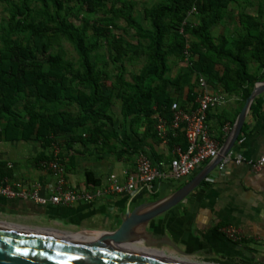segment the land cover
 Listing matches in <instances>:
<instances>
[{
  "label": "trees",
  "instance_id": "1",
  "mask_svg": "<svg viewBox=\"0 0 264 264\" xmlns=\"http://www.w3.org/2000/svg\"><path fill=\"white\" fill-rule=\"evenodd\" d=\"M0 3L7 13L0 24V141L23 134L25 140L52 147L61 136L88 126L87 142L97 144L108 138L117 99L123 118L147 126L145 140L159 139L156 117L170 122L174 103L182 109L195 105L201 77L214 90L240 98L233 119L219 120L221 129L227 124L232 128L264 79V0H156L144 9L145 23L130 0ZM193 7L197 13L190 15ZM233 8L238 11L234 32L214 36L212 30ZM65 43L72 45L76 59ZM174 61L186 66L173 78ZM129 63L141 65L140 70L129 73ZM185 89L186 99L172 97ZM259 103L257 97L252 114L257 115ZM212 137L220 146L227 139L222 133ZM168 144L185 149L184 130L171 134ZM87 177L91 185L100 184L91 172Z\"/></svg>",
  "mask_w": 264,
  "mask_h": 264
},
{
  "label": "crops",
  "instance_id": "2",
  "mask_svg": "<svg viewBox=\"0 0 264 264\" xmlns=\"http://www.w3.org/2000/svg\"><path fill=\"white\" fill-rule=\"evenodd\" d=\"M251 13L257 11L251 9ZM237 15V9H231L212 34L216 37L232 34ZM135 66L138 65L127 64L129 73H134L129 67ZM185 66V63L174 61L171 76L176 77ZM252 66L255 71V65ZM211 91L222 94L226 100L208 112L210 132L214 137L220 133L226 136L219 120L233 119L240 107V98L212 87ZM187 94L188 89H185L181 93H173L172 97L175 100L186 99ZM258 97L257 115L250 110L244 130L232 149L236 155L248 160L264 156V93ZM121 105L119 99L115 100L111 108L115 121L106 128L108 140L97 144L87 142L88 126L61 136L57 139L59 144L46 148L35 139L25 140L23 134L18 139L1 140L0 184L8 177L26 185L39 183L43 196L52 195L56 181L43 163L52 161L56 154L66 166L67 185L82 192L106 186L111 174L118 175L120 179H124L125 173L136 174L137 159L141 154L154 164H168L175 149L160 138L145 140L143 133L147 126H137L131 124L130 118H123ZM197 106V103H191L187 108L195 109ZM5 125L3 121L1 128ZM9 164L13 167L9 168ZM90 172L100 180L99 185L93 186L88 182L87 174ZM183 180L168 176L157 180L151 188L138 187L133 195H104L89 203L79 202L70 206H43L31 200L0 198V220L83 234L111 232L121 226L127 211L172 195ZM204 181L184 201L147 224L149 244L157 249L173 243L220 262L264 263V167L254 171L247 163L232 162L224 171L217 166ZM148 210L146 208L141 213ZM229 229L236 230L241 239L236 241L227 237ZM144 243L143 240L140 245L144 246Z\"/></svg>",
  "mask_w": 264,
  "mask_h": 264
},
{
  "label": "water",
  "instance_id": "3",
  "mask_svg": "<svg viewBox=\"0 0 264 264\" xmlns=\"http://www.w3.org/2000/svg\"><path fill=\"white\" fill-rule=\"evenodd\" d=\"M262 93L264 81L255 85L215 159L172 195L127 211L114 231L83 234L0 220V264H235L199 256L173 243L156 249L149 244L146 226L184 201L216 169L235 147L253 102Z\"/></svg>",
  "mask_w": 264,
  "mask_h": 264
},
{
  "label": "built area",
  "instance_id": "4",
  "mask_svg": "<svg viewBox=\"0 0 264 264\" xmlns=\"http://www.w3.org/2000/svg\"><path fill=\"white\" fill-rule=\"evenodd\" d=\"M196 13L197 9L193 7L190 15ZM185 54L186 56L190 54V43L186 45ZM225 100L222 94L211 91L205 78L201 77L198 84L196 101L198 106L196 109H182L178 103H174L172 105L173 117L170 122L160 116L156 117L155 130L162 142L168 144L170 135L177 130H184L187 139L186 149L177 146L174 157L168 164H154L146 155L141 154L137 159L136 174L125 173L124 179H120L116 174H111L106 186L97 187L94 191L82 192L67 185L66 166L57 159L58 155L56 154L52 161L43 163L51 171L56 181L52 195L43 196L41 194L42 186L39 183L26 185L8 177L4 183L0 184V198L31 200L43 206L48 204L70 206L79 202L89 203L104 195H133L138 187L151 188L157 180L168 176L176 180L189 178L219 155L220 144L210 133L208 112L225 103ZM231 129L228 124L223 128L227 136ZM232 162L247 163L254 171H259L264 167V156L257 160H248L236 155L231 150L218 165L219 170L224 171ZM12 167L13 165L9 164V168ZM227 237L236 241L241 239L239 233L234 229L227 231Z\"/></svg>",
  "mask_w": 264,
  "mask_h": 264
},
{
  "label": "rangeland",
  "instance_id": "5",
  "mask_svg": "<svg viewBox=\"0 0 264 264\" xmlns=\"http://www.w3.org/2000/svg\"><path fill=\"white\" fill-rule=\"evenodd\" d=\"M128 1V0H126ZM130 1H134L137 3V9H136V16L137 18L145 23V19H144V9L146 7L151 6L156 0H130ZM7 16V13L5 11V6L3 4L0 3V24L3 20V18H5ZM120 25H124V21H121ZM64 46L66 47L69 56L76 59L77 58V54L74 50V48L72 47V45H70L69 43H65ZM141 65L135 66V67H129V69H131L133 72H136L140 69ZM251 69H254V66H251ZM187 179V178H186ZM185 180V179H184ZM183 180V181H184Z\"/></svg>",
  "mask_w": 264,
  "mask_h": 264
}]
</instances>
